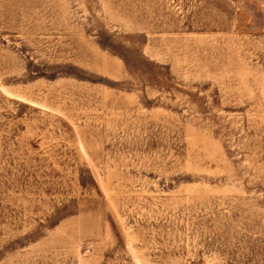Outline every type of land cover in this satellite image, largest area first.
I'll return each mask as SVG.
<instances>
[{
    "label": "rangeland",
    "instance_id": "rangeland-1",
    "mask_svg": "<svg viewBox=\"0 0 264 264\" xmlns=\"http://www.w3.org/2000/svg\"><path fill=\"white\" fill-rule=\"evenodd\" d=\"M0 264H264V0H0Z\"/></svg>",
    "mask_w": 264,
    "mask_h": 264
}]
</instances>
